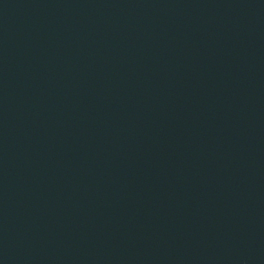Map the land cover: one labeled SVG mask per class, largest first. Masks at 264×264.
Masks as SVG:
<instances>
[{
	"label": "water",
	"instance_id": "obj_1",
	"mask_svg": "<svg viewBox=\"0 0 264 264\" xmlns=\"http://www.w3.org/2000/svg\"><path fill=\"white\" fill-rule=\"evenodd\" d=\"M0 264H264V0H0Z\"/></svg>",
	"mask_w": 264,
	"mask_h": 264
}]
</instances>
